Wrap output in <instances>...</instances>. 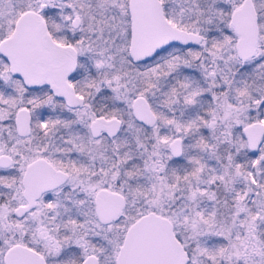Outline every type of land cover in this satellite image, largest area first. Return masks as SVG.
<instances>
[{
	"label": "snow or ice",
	"instance_id": "obj_1",
	"mask_svg": "<svg viewBox=\"0 0 264 264\" xmlns=\"http://www.w3.org/2000/svg\"><path fill=\"white\" fill-rule=\"evenodd\" d=\"M0 264H264V0H0Z\"/></svg>",
	"mask_w": 264,
	"mask_h": 264
}]
</instances>
